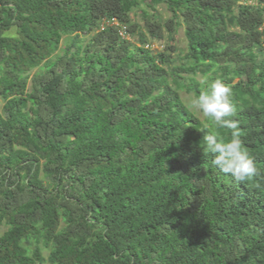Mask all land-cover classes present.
I'll use <instances>...</instances> for the list:
<instances>
[{
	"label": "trees",
	"instance_id": "trees-1",
	"mask_svg": "<svg viewBox=\"0 0 264 264\" xmlns=\"http://www.w3.org/2000/svg\"><path fill=\"white\" fill-rule=\"evenodd\" d=\"M263 36L264 0H0V264H264ZM198 75L231 89L246 183L203 152Z\"/></svg>",
	"mask_w": 264,
	"mask_h": 264
},
{
	"label": "clouds",
	"instance_id": "clouds-1",
	"mask_svg": "<svg viewBox=\"0 0 264 264\" xmlns=\"http://www.w3.org/2000/svg\"><path fill=\"white\" fill-rule=\"evenodd\" d=\"M200 82L204 90L189 99L188 107L213 125L214 130L205 127L203 152L213 157L212 164L221 173L230 175L237 184L246 183L256 177L259 170L240 138L231 89L220 79L208 82L205 77ZM220 129L230 130V137L225 139Z\"/></svg>",
	"mask_w": 264,
	"mask_h": 264
},
{
	"label": "rangeland",
	"instance_id": "rangeland-1",
	"mask_svg": "<svg viewBox=\"0 0 264 264\" xmlns=\"http://www.w3.org/2000/svg\"><path fill=\"white\" fill-rule=\"evenodd\" d=\"M157 11L161 14L162 17H166L168 14L166 12V10L164 9V6L163 5H158L157 6ZM133 17V20H135L137 23H141V20L139 19L138 15H134L132 16ZM9 33H12V31H9ZM89 35V34H88ZM88 35H82L80 34L79 35V38L80 39H84V38H87ZM264 37V36H263ZM131 39H133L132 37H130ZM165 40L164 41H160V42H154L153 44V47L154 48H162L164 45H165ZM174 42H175V45L177 47V52H178V55L175 57V54H174V66L177 67V65H179L181 63V61L183 60L182 57L185 53V39H184V32H183V29L182 28H179L178 31L176 32V35H175V39H174ZM64 43H65V38H63L59 45H58V49L57 51L54 53V56L55 55H60L63 51V46H64ZM84 43V42H83ZM71 50H73L71 48ZM34 70H32L30 73H29V78L32 76ZM180 75L184 78H186V74L185 73H181L180 72ZM196 78L198 80H201L200 76H196ZM172 82V81H171ZM27 88L29 89V82L27 84ZM179 95L182 99V101L188 105V101L191 97H193V95L190 93V92H186L184 89H180L179 90ZM2 105V102L0 101V107ZM194 112V111H193ZM194 114L196 116H198L200 119H203L204 117L201 115V114H198L196 112H194ZM4 229H6V227L3 225V224H0V234L4 231ZM40 249H41V255H42V258H43V261L40 263V264H50L48 261H47V250L46 249H43L41 247V244L39 245Z\"/></svg>",
	"mask_w": 264,
	"mask_h": 264
},
{
	"label": "built area",
	"instance_id": "built-area-1",
	"mask_svg": "<svg viewBox=\"0 0 264 264\" xmlns=\"http://www.w3.org/2000/svg\"><path fill=\"white\" fill-rule=\"evenodd\" d=\"M110 22H111L112 24H117V22H116L113 18L110 20ZM118 33H119V35H121L122 37H125V36H126L125 31H124V27H120Z\"/></svg>",
	"mask_w": 264,
	"mask_h": 264
}]
</instances>
